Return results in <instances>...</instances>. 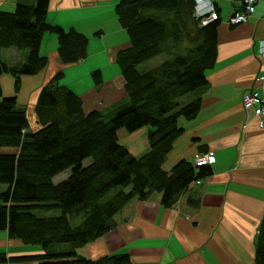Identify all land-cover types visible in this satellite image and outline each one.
I'll return each instance as SVG.
<instances>
[{"label":"trees","instance_id":"1","mask_svg":"<svg viewBox=\"0 0 264 264\" xmlns=\"http://www.w3.org/2000/svg\"><path fill=\"white\" fill-rule=\"evenodd\" d=\"M49 5L50 0H35L33 6L19 3L12 13L0 11V51L28 52L21 64L0 62V78L11 74L16 94L23 76L48 65L40 54L46 33L58 37L62 64L88 57L87 37L47 22ZM116 14L131 42L117 56L128 102L109 120L98 110L86 113L80 97L60 85L63 73H58L40 92L39 128L30 131L27 111L16 96L4 97L0 86V185L7 187L0 192V233L23 247L42 249L12 255L0 248V264H135L127 253L97 260L80 253L111 232L116 216L132 202L159 194L161 204L172 207L206 176L208 166L182 160L168 171L164 165L183 133L179 118L193 120L200 112V99L184 100L208 85L206 73L217 63L220 21L201 26L194 0H121ZM160 56L166 60L159 66L140 71ZM92 76L100 86L101 71ZM143 128L150 131L149 151L136 157L120 144L118 132ZM67 171L70 175L57 182ZM260 236L255 264H264V227Z\"/></svg>","mask_w":264,"mask_h":264},{"label":"crops","instance_id":"2","mask_svg":"<svg viewBox=\"0 0 264 264\" xmlns=\"http://www.w3.org/2000/svg\"><path fill=\"white\" fill-rule=\"evenodd\" d=\"M120 1L50 0L47 22L87 37L88 57L77 64H62L58 37L46 33L40 54L48 59V65L37 75L23 76L20 93L15 92L11 74L1 76L3 96L17 97L33 130L39 128L35 110L40 92L58 73H63L64 86L80 97L86 113L128 102L117 62L118 53L131 46L116 14ZM242 1L216 0L220 15L217 63L206 73L208 85L189 101L184 100L200 99L201 109L193 120L179 118L183 133L164 165L168 171L182 160L195 165L201 156L211 153L213 161L204 169L206 176L199 184L192 183L172 207H164L159 194L146 202H132L116 216L115 228L83 248L81 255L97 260L127 253L135 264H255L264 227V127L256 109L244 108L243 96L264 85L259 80L264 76L259 55V42L264 39V0L247 23L231 26L229 17L240 9ZM19 3L33 6L35 0H0V11L12 13ZM27 54L26 50L3 49L0 62L15 66L23 63ZM95 71H101L100 86L89 76ZM80 87L87 92H80ZM149 132V128L133 134L122 130L118 136L126 144L133 138L134 144L126 148L141 157L149 151ZM0 247L14 248L16 254L34 251L7 233H0Z\"/></svg>","mask_w":264,"mask_h":264},{"label":"built area","instance_id":"3","mask_svg":"<svg viewBox=\"0 0 264 264\" xmlns=\"http://www.w3.org/2000/svg\"><path fill=\"white\" fill-rule=\"evenodd\" d=\"M260 0H244L240 9L235 10L229 17L231 26H238L247 23L256 13V7ZM194 17L200 22L201 26L220 21V15L216 0H194ZM259 55L264 62V39L259 42ZM259 80L264 83V76ZM243 106L245 109H256L259 124L264 127V85L260 90H251L243 96ZM213 161L212 154L201 156L195 166H210ZM198 184L200 181L197 182Z\"/></svg>","mask_w":264,"mask_h":264},{"label":"rangeland","instance_id":"4","mask_svg":"<svg viewBox=\"0 0 264 264\" xmlns=\"http://www.w3.org/2000/svg\"><path fill=\"white\" fill-rule=\"evenodd\" d=\"M42 56V55H41ZM165 60V57L164 56H160V57H157V58H154L153 60H150L149 62H146L145 64H143V65H141L140 67H139V69H140V71H148V70H151L152 68H155L156 66H158L159 64H161L163 61ZM93 73L94 72H92V73H90V78L92 79V80H94V78H93ZM84 74H85V70H84ZM87 76V75H86ZM68 80H71V77H70V75L68 76ZM68 80H67V82H68ZM62 82V83H61ZM66 82V81H65ZM60 83H61V85H64V84H66V83H64V81H63V79H62V81H60ZM92 83V82H91ZM94 83V82H93ZM91 86H93L92 84H91ZM70 90H71V87H68ZM86 88H81L80 87V92H82V93H85V92H87L86 90H85ZM19 93H20V91H19ZM192 97H193V94L192 95H190V96H188L187 98H186V101H189V99H192ZM118 108V106L115 108H112V109H107V110H105V111H102V113L105 115V119L106 120H109L112 116H113V113L111 112V111H114V110H116ZM27 117H28V115H27ZM29 120H30V116H29ZM30 125H29V130L31 131V130H33L32 129V124H31V122L29 123ZM122 130H120V132H121ZM120 132H118V135H119V133ZM128 133V132H127ZM134 137V136H133ZM136 137V136H135ZM120 140L123 142V144H125L126 146L125 147H128V146H132L133 144H134V139L132 138V139H130L129 138V141H128V143L126 144V141H124V139L121 137L120 139H119V142H120ZM120 144L121 145H123L121 142H120ZM124 146V145H123ZM70 175V173H69V171H67V172H65V174H63V175H61L60 177H58L57 179H56V181L57 182H61L62 180H64V179H66L68 176ZM7 189V187L6 186H4V185H0V192H3V191H5ZM59 213L58 212H56V213H54V215H58ZM65 247H67V246H61L60 248H65ZM2 250H7V249H11V247H0ZM31 249H34V251H31V252H28V253H17L16 254V252H14V251H12V250H14V248H12L11 249V254L12 255H21V254H36V253H39V252H41L42 251V249H40V247L39 248H35V247H31ZM31 249H29V250H31ZM9 251V250H8ZM33 264H35V263H33Z\"/></svg>","mask_w":264,"mask_h":264}]
</instances>
